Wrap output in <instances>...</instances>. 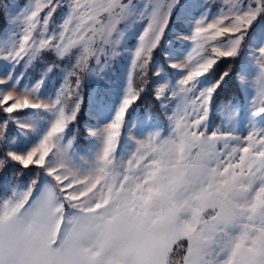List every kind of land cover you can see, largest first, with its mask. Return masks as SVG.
I'll return each mask as SVG.
<instances>
[{
    "label": "snow or ice",
    "instance_id": "6c2138e0",
    "mask_svg": "<svg viewBox=\"0 0 264 264\" xmlns=\"http://www.w3.org/2000/svg\"><path fill=\"white\" fill-rule=\"evenodd\" d=\"M0 14V264H264V0ZM136 23L143 84H116L107 53Z\"/></svg>",
    "mask_w": 264,
    "mask_h": 264
},
{
    "label": "rangeland",
    "instance_id": "374dc122",
    "mask_svg": "<svg viewBox=\"0 0 264 264\" xmlns=\"http://www.w3.org/2000/svg\"><path fill=\"white\" fill-rule=\"evenodd\" d=\"M16 3H18L21 6H24L26 4H34L35 0H15ZM137 2H140V0H137ZM3 15L0 14V31L3 30ZM121 31L124 32V37L121 38L120 43L115 46L114 49L109 50L107 53V59L112 66V71L109 73L110 76H112V79L116 84H119L123 81H125L126 76L131 73L133 77V83L136 87H140L143 84V77L138 69H134L132 67L131 61L134 55V48H135V34H137L142 29L140 28L139 23H136L132 26H124L123 24L120 25ZM175 29L173 28V31ZM169 38L172 37V31L168 33ZM167 43V41H166ZM195 47L194 44H189L188 48L185 50L186 53L191 52L192 55H196L195 52H192V49ZM159 55L157 56V60H159ZM67 63V62H65ZM90 64L95 65V61L91 60L89 61ZM29 75H33V73H30ZM81 78L84 83V115L87 116L88 108L90 104V94L92 93V84L93 80L89 78V76L83 72H81ZM175 78L178 79L179 76L175 75ZM154 79V77L151 76V73L149 74V80L151 81ZM74 84V79H73ZM153 85L149 83L147 91L152 90ZM113 93L115 92V88H113ZM145 99H151L150 95L145 94ZM140 102V101H139ZM138 102L139 106L140 103ZM176 103H181V101H176L173 103V107L176 106ZM150 104V103H149ZM158 105L154 107V110H151L153 117H158L161 121V127L167 126V121L165 117L163 116L162 112L158 110ZM140 109H143L140 107ZM140 109H137L138 111ZM138 114V112L136 113ZM135 115V114H134ZM221 118L217 115L211 120V124L213 127L219 126L221 124Z\"/></svg>",
    "mask_w": 264,
    "mask_h": 264
},
{
    "label": "trees",
    "instance_id": "16d2710c",
    "mask_svg": "<svg viewBox=\"0 0 264 264\" xmlns=\"http://www.w3.org/2000/svg\"><path fill=\"white\" fill-rule=\"evenodd\" d=\"M230 62H231V61H226V62L222 63L221 66H220L221 69L227 67V64L230 63ZM144 97H146V95H144ZM144 97H143V99L139 102L141 108H144V106H145L146 104H149V103L151 102V99H145ZM151 110H154V107L151 108Z\"/></svg>",
    "mask_w": 264,
    "mask_h": 264
}]
</instances>
